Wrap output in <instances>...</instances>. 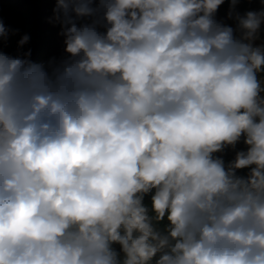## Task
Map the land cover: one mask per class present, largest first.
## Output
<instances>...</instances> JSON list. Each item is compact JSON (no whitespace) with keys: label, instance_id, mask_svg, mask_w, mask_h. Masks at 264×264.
<instances>
[{"label":"clouds","instance_id":"obj_1","mask_svg":"<svg viewBox=\"0 0 264 264\" xmlns=\"http://www.w3.org/2000/svg\"><path fill=\"white\" fill-rule=\"evenodd\" d=\"M43 23L60 52L34 60L0 17V264H264V0Z\"/></svg>","mask_w":264,"mask_h":264},{"label":"trees","instance_id":"obj_2","mask_svg":"<svg viewBox=\"0 0 264 264\" xmlns=\"http://www.w3.org/2000/svg\"><path fill=\"white\" fill-rule=\"evenodd\" d=\"M54 0H0V17L8 23L19 27L22 32L28 31L32 34L33 59L39 60L51 54H59L54 40L47 44L42 43L43 31L46 24L43 18L50 14L51 5ZM226 5L221 8L219 15H223ZM15 39L10 40L5 51H15ZM2 47V45H0Z\"/></svg>","mask_w":264,"mask_h":264},{"label":"rangeland","instance_id":"obj_3","mask_svg":"<svg viewBox=\"0 0 264 264\" xmlns=\"http://www.w3.org/2000/svg\"><path fill=\"white\" fill-rule=\"evenodd\" d=\"M43 34L42 35V43L43 44H47L48 42H51L52 40H54V42L56 43L57 45V52H60V41L59 39L55 36V30L54 29H51L48 25H46L44 31H43Z\"/></svg>","mask_w":264,"mask_h":264}]
</instances>
